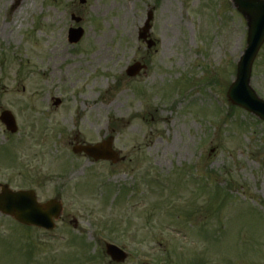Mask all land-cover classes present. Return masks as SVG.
<instances>
[{
    "label": "rangeland",
    "instance_id": "1",
    "mask_svg": "<svg viewBox=\"0 0 264 264\" xmlns=\"http://www.w3.org/2000/svg\"><path fill=\"white\" fill-rule=\"evenodd\" d=\"M245 41L229 0H0V185L62 204L50 232L0 215V264H111L107 243L122 264H264V123L226 99ZM250 87L264 100V44ZM109 137L114 164L72 153Z\"/></svg>",
    "mask_w": 264,
    "mask_h": 264
},
{
    "label": "water",
    "instance_id": "2",
    "mask_svg": "<svg viewBox=\"0 0 264 264\" xmlns=\"http://www.w3.org/2000/svg\"><path fill=\"white\" fill-rule=\"evenodd\" d=\"M230 1L246 21L247 37L245 50L237 62L235 78L226 96L232 105L242 108L264 121V101L259 99L249 86L252 63L264 42V2L261 0ZM151 20L152 13L149 12L144 27L139 34V38L143 41L148 37ZM81 36V30L70 31L69 41L76 43ZM146 44L148 48L154 45L152 41H146ZM143 69H145L144 66L136 63L127 69L126 74L129 77H134ZM0 121L5 124L8 131L11 133L16 132L15 121L9 112H3ZM111 141V139H108L95 147L74 148L73 152H83L95 160L102 159L116 162L117 155L110 149ZM60 213L61 205L55 200L41 205L37 203L35 194L32 191L13 192L5 185L1 186L0 214L11 217L21 225L51 230L54 228L53 220L57 219ZM107 254L116 263H121L125 259V255L112 246H107Z\"/></svg>",
    "mask_w": 264,
    "mask_h": 264
},
{
    "label": "trees",
    "instance_id": "3",
    "mask_svg": "<svg viewBox=\"0 0 264 264\" xmlns=\"http://www.w3.org/2000/svg\"><path fill=\"white\" fill-rule=\"evenodd\" d=\"M232 110H234V109L232 108Z\"/></svg>",
    "mask_w": 264,
    "mask_h": 264
}]
</instances>
